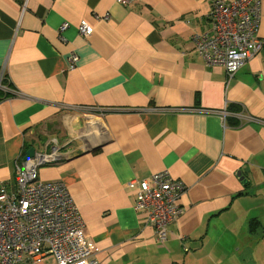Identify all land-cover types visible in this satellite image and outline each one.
Masks as SVG:
<instances>
[{
    "label": "crops",
    "instance_id": "1",
    "mask_svg": "<svg viewBox=\"0 0 264 264\" xmlns=\"http://www.w3.org/2000/svg\"><path fill=\"white\" fill-rule=\"evenodd\" d=\"M211 7L0 0V71L26 96L0 98V190L30 149L46 157L39 179L68 188L97 264H264V48L228 81L192 41L211 31ZM162 172L187 187L165 243L134 209L137 183Z\"/></svg>",
    "mask_w": 264,
    "mask_h": 264
},
{
    "label": "built area",
    "instance_id": "2",
    "mask_svg": "<svg viewBox=\"0 0 264 264\" xmlns=\"http://www.w3.org/2000/svg\"><path fill=\"white\" fill-rule=\"evenodd\" d=\"M117 1L126 5L133 0ZM261 7L260 0H212L211 31L192 37L201 58L209 66L225 69L228 81L263 51L264 43L258 37ZM109 18L110 14L95 16L101 24ZM68 28V24H63L59 29L63 43L67 42L64 35ZM78 32L86 38L93 28L82 21ZM79 62V56L72 53L69 70L75 71ZM4 76L5 71L1 70L0 93L9 98H25L16 87L2 84ZM211 114L224 121L228 117L227 111ZM233 115L240 125L262 123L244 113ZM48 161L37 157L18 164L14 190H0V264H45L49 258L54 264H97L96 245L87 235L68 188L62 182L39 179L38 168ZM137 185L134 209L146 214L148 225L165 243L168 227L184 214L179 204L187 187L169 172L154 174Z\"/></svg>",
    "mask_w": 264,
    "mask_h": 264
},
{
    "label": "trees",
    "instance_id": "3",
    "mask_svg": "<svg viewBox=\"0 0 264 264\" xmlns=\"http://www.w3.org/2000/svg\"><path fill=\"white\" fill-rule=\"evenodd\" d=\"M2 84L4 86H8V87H12L13 86V84L10 82V80H9V78H8V76L6 74H5V76H4L3 80H2ZM0 98H9V96L7 94L1 92L0 93ZM236 121H237V119H236ZM237 123H238V121H237Z\"/></svg>",
    "mask_w": 264,
    "mask_h": 264
},
{
    "label": "water",
    "instance_id": "4",
    "mask_svg": "<svg viewBox=\"0 0 264 264\" xmlns=\"http://www.w3.org/2000/svg\"><path fill=\"white\" fill-rule=\"evenodd\" d=\"M37 157L45 158L44 156H37L36 151L34 149H30L27 152V154L24 158V161H29V160L37 158Z\"/></svg>",
    "mask_w": 264,
    "mask_h": 264
},
{
    "label": "rangeland",
    "instance_id": "5",
    "mask_svg": "<svg viewBox=\"0 0 264 264\" xmlns=\"http://www.w3.org/2000/svg\"><path fill=\"white\" fill-rule=\"evenodd\" d=\"M52 262V261H51Z\"/></svg>",
    "mask_w": 264,
    "mask_h": 264
}]
</instances>
